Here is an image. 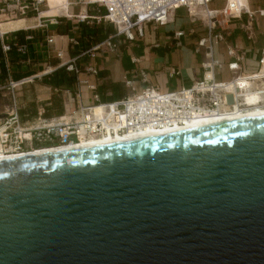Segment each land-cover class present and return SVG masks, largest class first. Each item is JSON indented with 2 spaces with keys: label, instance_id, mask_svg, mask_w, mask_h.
Returning a JSON list of instances; mask_svg holds the SVG:
<instances>
[{
  "label": "water",
  "instance_id": "1",
  "mask_svg": "<svg viewBox=\"0 0 264 264\" xmlns=\"http://www.w3.org/2000/svg\"><path fill=\"white\" fill-rule=\"evenodd\" d=\"M0 264H264V117L0 164Z\"/></svg>",
  "mask_w": 264,
  "mask_h": 264
},
{
  "label": "built area",
  "instance_id": "2",
  "mask_svg": "<svg viewBox=\"0 0 264 264\" xmlns=\"http://www.w3.org/2000/svg\"><path fill=\"white\" fill-rule=\"evenodd\" d=\"M211 1L213 0H70L69 8H95L94 16L77 15L79 22L84 23L89 19L97 23L104 22L112 26L115 32L108 35L102 44L95 45L79 57L64 60L63 53L57 52L60 66L66 71L78 76L80 69L77 61L80 57L92 58L97 51L114 53L117 51L114 41L116 37L123 36L126 41L132 42L136 37L144 36L145 24L165 25L171 13L181 8L191 18L196 15V7H202L206 35L199 38L196 46V53H203L201 77L188 88L162 92L149 86L145 73L140 71V80L147 85L140 92L136 90L134 81L127 79L124 81L127 95L119 100L101 102L98 95H94L92 105L77 104L74 111L58 117H45L42 111H38L33 119L28 120H23L20 116L15 90L18 86L32 83L35 77L29 76L18 81L8 78L6 84L0 86V89L12 90L11 111L0 117V152L11 154L59 148L103 135L181 127L198 116L246 111L254 107L264 108V48L259 51L256 71L244 73L241 64L248 55L245 46L239 42L228 41L231 32L221 29L224 22H237L238 30L244 34L245 40L254 45L256 29H259L258 17L264 22V9L252 10L249 0L248 9L242 6L240 0H224L225 5L221 10H210L207 5ZM44 2L46 1L0 0V14L9 13L11 17L17 15L25 18L32 13L40 20V6ZM219 16H222V22L219 21ZM134 31L136 35L133 34ZM190 32L193 33V30ZM184 36L183 31L174 32L176 46H181L179 41ZM47 43L52 44L53 40L47 39ZM218 43L225 45L229 57L226 69L231 78L228 81L217 80V74L225 67V64L214 59L213 45ZM12 49L22 57L27 54L24 45H0L5 57ZM85 72L88 75H97L98 69L95 65L88 64ZM78 83L87 84L86 81ZM87 88L95 89L94 86ZM252 97L255 101L249 103L248 98ZM96 108H100L98 113Z\"/></svg>",
  "mask_w": 264,
  "mask_h": 264
},
{
  "label": "crops",
  "instance_id": "3",
  "mask_svg": "<svg viewBox=\"0 0 264 264\" xmlns=\"http://www.w3.org/2000/svg\"><path fill=\"white\" fill-rule=\"evenodd\" d=\"M74 9L77 8L71 7L70 9L67 6L65 14L52 19L49 18L48 24H42L39 19L32 18H23L18 21L0 24V45L1 43L9 45L17 43L27 48V54L24 57L18 54L15 49H12L6 57L2 54L6 68V78L0 85L4 86L8 78L18 81L29 76L35 77L32 83L23 87L25 94L23 103L19 98V93L15 91L20 114H32L35 117L38 111H42L45 117L62 116L74 111L77 104L84 106L94 104V95H98L101 102L119 100L127 95V89L124 87L125 80H133L137 91L139 86L142 87L141 90L147 86L140 80L138 75L140 71L145 73L149 86L158 88L161 91L162 86L170 83L176 77L180 80V89L190 87L195 80L201 77L202 69L200 63L198 64L200 70L193 71L190 78L183 81L182 74L186 72L187 68L184 64L185 62H183L184 58L180 57L178 58L179 60H175L173 59V54L182 48V54H185L188 50L184 48L185 36L179 41L181 46H176L177 41L174 39L173 34L182 30H175L171 35L167 36L157 34L156 42L150 44L147 48L141 49L139 56L131 55L129 57V64L138 66L137 70H126L124 68L121 71L119 69V61H122L123 64L122 52L129 47L132 48L131 43L138 38L136 37L134 41L129 42L123 36H120L114 39L117 44L116 52L97 51L92 58L87 56L80 57L77 61L80 69L78 76L66 71L64 68L66 75L73 78L71 86L59 88L51 86L48 84L50 79H52L53 83L56 82L54 71L61 68V61L56 57L57 52L63 53L64 60L79 57L95 45L102 44L108 35L115 32L109 24L104 22L97 23L92 19L86 20L84 23L78 20L69 22L72 18L76 19L77 15L94 16L92 13L89 14V10L95 11L94 6L78 8V12H75ZM62 12L64 13V11ZM69 12L72 13L69 15ZM36 20H38V23L33 24ZM51 27L54 29L51 30ZM190 31L188 36L192 35ZM144 36L138 39H143ZM47 39H52L53 43L48 44ZM159 39L163 40L162 45L158 43ZM194 52L196 53V46L194 47ZM111 60L113 62L116 61V64L113 63L112 67L106 65L108 62H112ZM88 64H93L97 67V75H88L85 72V67ZM141 65H145V68H141ZM78 81H86L87 84H80ZM154 81L158 86H153ZM87 86H94L95 89L89 90ZM30 93L33 94V99L29 100L27 96Z\"/></svg>",
  "mask_w": 264,
  "mask_h": 264
},
{
  "label": "rangeland",
  "instance_id": "4",
  "mask_svg": "<svg viewBox=\"0 0 264 264\" xmlns=\"http://www.w3.org/2000/svg\"><path fill=\"white\" fill-rule=\"evenodd\" d=\"M41 6H40V17H43L40 19L42 24H48L49 20L54 17L61 16L62 14H65L63 12H60L58 8L60 6L64 5V3L67 1V5L70 2V0H63L62 2H58L59 0H45ZM250 8L252 10H257L258 8L264 9V0H249ZM225 5L224 0H213L208 3L207 7L210 10H221ZM53 6H57L58 8L55 10H58V12L55 13H48L52 10ZM77 9H74L75 12H78L79 6H76ZM71 9V7H70ZM72 12H69L70 15ZM92 13L95 15V11H90L89 14ZM173 14V15H172ZM55 15V16H54ZM24 17L15 16L11 17V15L8 14H0V24L1 23H8L11 21H18L19 19H23ZM25 18H32V19H38L36 14H30L29 17ZM50 18V19H49ZM219 21L222 22L223 18L222 16L218 17ZM77 19L72 18L69 20V22H76ZM259 29H256V44L252 45V43L247 42L245 40L244 34L238 30L239 23L237 22H229L226 24L225 22L222 23L221 29H227L224 30V32L230 31L231 36L228 38V41L233 42H239L242 43L246 51L248 53L246 59L242 62V70L244 73H253L257 69V61L259 58V51L264 48V22L263 19L259 18ZM38 20L35 21L33 24H37ZM51 30L54 28L51 27ZM144 38L138 39L131 43L133 46L132 48L129 47L127 50L122 52L123 57V64L122 61H119V69L122 71L124 68L127 69H134L137 70L138 66H131L129 64V57L131 55L139 56L141 54L140 50L143 48H147L150 44L156 42V36L157 34H160L161 36H167L171 35L175 30H182L185 32V38H184V48L187 49L185 54H182L181 50L179 49L173 54V59L179 60L178 58H184L183 62L186 65V72L182 74L183 81L188 80L190 78V75L193 71H199V65L203 60V53L202 54H196L194 52V47L197 46L196 43L198 42V39L201 37H204L206 35L205 27H204V20H203V13L201 8L196 9V15L193 17H189L188 13L184 8H181L174 13H171V15L167 19V23L165 25H153V24H145L144 27ZM220 28L217 29L219 31ZM190 30H193V33L191 36H188V33ZM135 31H134V33ZM158 43L160 45L163 44V40L159 39ZM213 53H214V59L218 60L220 63L225 64L224 69L217 74V80L218 81H228L231 78L230 73L226 69V64L229 61V57L226 54V48L223 43H218L213 45ZM112 61V60H111ZM107 63V62H106ZM115 62H108L106 65L111 66ZM177 63V61H175ZM125 66V67H124ZM141 68H145V65H141ZM115 69V68H114ZM135 75V74H133ZM135 77H137L135 75ZM180 80L179 78H175L174 80H171L170 83L165 84V86H162V92L166 91H173L180 89ZM171 84V85H169ZM28 85V84H26ZM153 86H158L157 83L154 81ZM161 87V85H159ZM24 86H18L15 90L16 93H19V98L21 99L22 103L24 102ZM142 87H138V92H140ZM166 88V89H165ZM11 89L3 88L0 89V117L10 113L11 107H12V100H11ZM18 97V96H17ZM28 99H33V94H28ZM92 102V101H91Z\"/></svg>",
  "mask_w": 264,
  "mask_h": 264
},
{
  "label": "bare ground",
  "instance_id": "5",
  "mask_svg": "<svg viewBox=\"0 0 264 264\" xmlns=\"http://www.w3.org/2000/svg\"><path fill=\"white\" fill-rule=\"evenodd\" d=\"M62 1L63 0H59L58 2H62ZM240 2L242 6L248 9L247 0H240ZM67 6L68 5L66 1L64 5L60 6V8H58L57 6H53L52 10L48 13H55L58 12V10H60V12L64 11V13H66ZM57 8L58 10H55ZM197 8H201V10H203L202 7H196V9ZM254 101H255L254 97L248 98L249 103ZM95 111L98 113L100 111V108H96ZM259 117H264V108L254 107L246 111L236 110L234 112L218 113L208 116H198L192 119L191 121H189L188 123H186L185 126H181V127L175 126L172 128H164L161 130L147 129V130H141L135 132H128L123 135L121 134L103 135L100 138L81 140L80 143H77L76 145L74 144L68 146L63 145V147H59V148H44V149H38L23 153L5 154L0 152V164L26 159V158L40 157L50 154H61V153L64 154L66 152L92 148V147H104V146L130 143L133 141H139L145 139H155V138L165 137L187 131L220 127L223 125H228L249 119H255V118L259 119Z\"/></svg>",
  "mask_w": 264,
  "mask_h": 264
},
{
  "label": "trees",
  "instance_id": "6",
  "mask_svg": "<svg viewBox=\"0 0 264 264\" xmlns=\"http://www.w3.org/2000/svg\"><path fill=\"white\" fill-rule=\"evenodd\" d=\"M66 71L64 68H60L56 71H54V75L56 77V82L53 83L52 79H50V81L48 82V84H50L51 86H56V87H62V86H71L73 83V78L72 76H68L66 75ZM58 76H60V78H58ZM6 78V68H5V63H4V59L0 50V84L4 82ZM2 86V85H0ZM21 118L23 120H28V119H33V115L32 114H20Z\"/></svg>",
  "mask_w": 264,
  "mask_h": 264
}]
</instances>
